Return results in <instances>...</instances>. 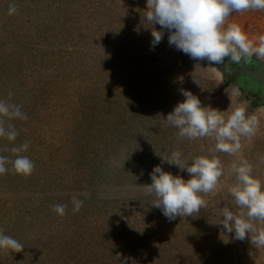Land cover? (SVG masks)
Here are the masks:
<instances>
[{
  "label": "rangeland",
  "instance_id": "rangeland-1",
  "mask_svg": "<svg viewBox=\"0 0 264 264\" xmlns=\"http://www.w3.org/2000/svg\"><path fill=\"white\" fill-rule=\"evenodd\" d=\"M146 2L0 0V100L28 117L5 118L19 134L0 138V155L14 160L5 149L27 142L20 154L35 164L31 175L10 164L0 175V229L24 246L0 250V264H120L118 253L126 264H264V248L217 225L221 208L238 210L227 191L233 163L247 160L264 182V104L221 75L224 64L170 46L167 30L153 49L151 31L161 28L146 20ZM233 22L250 39L264 35V11L234 12ZM182 90L225 116L245 106L259 121L255 134L234 155L216 152L209 137L178 139L165 118ZM174 150L182 161L217 156L224 175L217 191L201 194L207 207L198 216L170 221L146 184L156 165L190 178L162 163ZM73 197L83 201L75 213ZM56 204L67 205L63 216Z\"/></svg>",
  "mask_w": 264,
  "mask_h": 264
},
{
  "label": "clouds",
  "instance_id": "clouds-1",
  "mask_svg": "<svg viewBox=\"0 0 264 264\" xmlns=\"http://www.w3.org/2000/svg\"><path fill=\"white\" fill-rule=\"evenodd\" d=\"M146 10V20L161 28L156 30L154 27L151 31L153 49L162 41L163 30H167L169 45L196 61L224 64L229 69L233 64L250 62L253 57L264 61V35L250 39L237 23L226 24L234 12L264 11V0H147ZM15 11L16 6L10 5L9 12ZM181 95L185 99L178 102L165 118L170 126L178 129V139L209 137L216 141V152L234 155L241 148V139L254 135L257 130V117L248 115L243 105L225 116L227 110L202 106L200 99L191 91L182 90ZM5 118L26 120L28 117L20 106L0 100V138L13 142L19 133L14 125L5 126ZM28 148L29 144L24 142L19 147L5 149L15 154V159L0 155V175L10 170L9 164L11 171L31 175L35 169L34 162L20 154ZM161 158L162 163L177 166L190 178L185 180L180 175L164 171L160 165L154 166L150 173L151 183L146 184L147 194L155 196L152 205L170 221L177 217L198 216L201 209L207 207L201 194L219 189L220 178L224 175L221 160L217 156H199L182 161L179 150L172 151L168 158ZM232 171L235 183L227 191L238 210H231L228 206L221 208V220L217 225L222 226L224 233L234 234L236 240L249 239L254 247L264 248V182L253 175V167L247 160L233 163ZM72 204L75 213L83 201L73 197ZM66 208L65 204L53 205V210L61 216ZM23 249L22 243L0 229V250L19 253ZM115 256L120 264H126L128 258L120 253Z\"/></svg>",
  "mask_w": 264,
  "mask_h": 264
},
{
  "label": "water",
  "instance_id": "water-1",
  "mask_svg": "<svg viewBox=\"0 0 264 264\" xmlns=\"http://www.w3.org/2000/svg\"><path fill=\"white\" fill-rule=\"evenodd\" d=\"M251 61L254 69L245 65H239L237 67L235 74L237 81L234 82V86L241 87L243 93L249 98L251 95L255 96L257 94L260 99L259 104H264V63L255 59ZM233 65L236 66L237 64ZM221 74L226 76V74H230V72L225 73L221 71ZM261 93H263V95H261Z\"/></svg>",
  "mask_w": 264,
  "mask_h": 264
},
{
  "label": "flooded vegetation",
  "instance_id": "flooded-vegetation-1",
  "mask_svg": "<svg viewBox=\"0 0 264 264\" xmlns=\"http://www.w3.org/2000/svg\"><path fill=\"white\" fill-rule=\"evenodd\" d=\"M257 61H258V60H257ZM239 65H245V66H248L249 68L254 69L252 61H250V62H241V64H239ZM239 65H236V66L231 65V66H230V69H229V68H226L225 65H223V67H225L224 70H226L228 73L230 72L229 76H230L234 81H237V78H236L235 74H236V71H237V67H238ZM239 88L242 90L241 87H239ZM256 95H257V94H256ZM261 95H263V93H261ZM259 96H260V94H259ZM257 97H258V95H257Z\"/></svg>",
  "mask_w": 264,
  "mask_h": 264
},
{
  "label": "bare ground",
  "instance_id": "bare-ground-1",
  "mask_svg": "<svg viewBox=\"0 0 264 264\" xmlns=\"http://www.w3.org/2000/svg\"><path fill=\"white\" fill-rule=\"evenodd\" d=\"M221 74V73H220ZM222 75V74H221Z\"/></svg>",
  "mask_w": 264,
  "mask_h": 264
}]
</instances>
